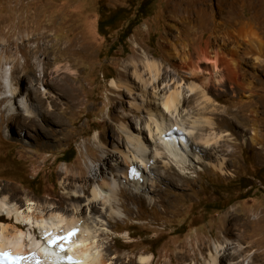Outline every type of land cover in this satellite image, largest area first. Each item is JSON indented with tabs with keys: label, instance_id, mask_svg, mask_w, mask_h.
I'll list each match as a JSON object with an SVG mask.
<instances>
[{
	"label": "rangeland",
	"instance_id": "1",
	"mask_svg": "<svg viewBox=\"0 0 264 264\" xmlns=\"http://www.w3.org/2000/svg\"><path fill=\"white\" fill-rule=\"evenodd\" d=\"M260 1L0 0V199L20 211L30 200L43 213L70 214L76 204L114 264H206L218 245L219 264H264V139L252 141L264 130V75L239 79L251 90L224 80L202 91L180 60L186 46L192 58L207 42L214 51L242 27L264 41ZM176 89L184 101L174 116L190 148L184 166L146 127L154 133L150 116L160 120ZM9 91L15 99H3ZM126 132L140 133L149 168L133 158ZM116 151L141 167L140 184L121 185L109 160ZM79 173L91 179L86 194L72 181ZM102 177L119 184L115 199L104 190L92 200ZM7 217L0 212V224L27 230Z\"/></svg>",
	"mask_w": 264,
	"mask_h": 264
},
{
	"label": "bare ground",
	"instance_id": "2",
	"mask_svg": "<svg viewBox=\"0 0 264 264\" xmlns=\"http://www.w3.org/2000/svg\"><path fill=\"white\" fill-rule=\"evenodd\" d=\"M260 2L264 1L262 0ZM196 14L199 18L204 15V13H201L200 11H196ZM256 19H258V16ZM243 28L244 27L238 31L235 30L237 32L236 35L229 33L225 34L224 38L219 42V44L218 41L215 40L214 44L217 48L214 51L211 48L212 45L209 42L205 43V46L203 47H196V49L193 51L195 53V57L193 58L189 55L187 46L185 50L183 49V55L180 56L182 66L181 68L192 78L201 79L200 86L203 89L202 91L206 90L208 87H211L212 84L222 87L221 84L224 82V80L230 85L233 84L237 87L239 86L243 89L251 90L252 88H250L249 83H247L245 86V82L244 84L240 83L239 79H241L243 82L246 79L245 76H249L251 80H261V75H264V46L261 43L264 41L261 39L257 31L247 33L244 32ZM200 62L209 66V68H200L198 65ZM149 66L151 70L157 69L155 64H151ZM26 74L33 75L34 73L33 70L29 69L26 71ZM45 74L46 70L44 69L43 75ZM135 75L137 76L136 78L140 79L138 74ZM246 80L249 81V79ZM111 84L112 87L118 88V85L114 80H112ZM192 90H194V87H191V91ZM12 91H9L11 92L10 96L6 95V97H3V99L14 98L15 92L13 93ZM182 100L184 101V96L180 90L176 89L172 91L163 102L165 113L159 115L160 120H155L154 115L150 116L154 133H152V128H150V123L147 124L146 127L149 129V133L152 138L153 134L156 135V141L157 139L159 141L158 146H160V149L168 156V159H173L178 165L184 166V164L187 162L188 153L190 150L188 147V140L186 139L188 132L181 125V123L177 121L176 116H174V114L177 115L178 107ZM257 113L258 112H256L254 115H257ZM10 114H12L11 111ZM168 114L170 115L169 117ZM15 117L22 118L23 120H21L27 127L35 128L34 120L32 116H30L29 112L22 113L19 110V112L15 114ZM258 119H261V117L258 116ZM172 120L175 123H173ZM257 125L261 126L260 123H256V126ZM172 129H175L176 132L173 133L171 131ZM261 129L262 130L260 131H254V138L252 141L258 142L260 138L264 139V130L263 128ZM167 132H170L171 135L165 139L163 136ZM181 136H183L185 140H183ZM126 141L131 147L133 158L136 161L138 160L137 162H140L141 164H146L147 167L145 165L144 167L149 168V161L146 158L148 149L140 138V133L139 135H131L126 132ZM109 160L112 163V169L116 172L117 176L123 179L121 185H124L130 180L135 183L140 182L142 177H140L142 169L138 163L134 165L127 154L121 151H116L115 154L109 156ZM130 165L132 166L128 168ZM220 167L221 166L218 167L214 164H211V168H219L220 170ZM131 170L137 171L139 177L135 178L134 176H129L127 172H130ZM73 179H77L79 184L81 183L79 189L83 194H86L89 189L88 182L91 179L85 178L82 173H79L78 176L73 177L72 181ZM96 179L98 178L96 177ZM71 187H73L72 184ZM119 189V184H112L102 177L98 187L91 193L92 200L99 199V197L103 199L102 194L104 190H107L109 192V196L115 199L116 195L118 194L117 192L120 191ZM28 201L29 205H27L26 210L20 211V208H18L13 203L9 202L8 200L0 199V212H4V214H6L8 217L14 219L17 224L27 227V230L24 231L23 229L16 227L18 225L10 227L6 224H0V249L10 248L14 251V253H21V257L23 259L29 260L32 264H34V261L40 260L39 253L43 255V259L47 261V264H59L58 256H56L55 251L45 247V243L43 240H39L40 238L37 234H42L43 231L53 230L55 235H58L65 233L71 227H75L77 229V235L72 241L70 250L72 251L77 262L80 261V264H114L109 258H107L106 254L103 252L101 246L97 242V235L92 218L79 213V209L76 204L71 205L72 212L70 214L53 212L43 213L38 208L37 204L30 202V200ZM114 205V202L110 204L112 208H114ZM34 227L37 229L36 235L30 232L31 229H34ZM222 249L223 247L221 245L216 246L215 255L211 254L209 256L210 259L206 264H219L218 256L220 255ZM32 252H34L35 255L32 254ZM139 260L141 264L149 263L148 257H141ZM195 260L196 259H194V261Z\"/></svg>",
	"mask_w": 264,
	"mask_h": 264
},
{
	"label": "trees",
	"instance_id": "3",
	"mask_svg": "<svg viewBox=\"0 0 264 264\" xmlns=\"http://www.w3.org/2000/svg\"><path fill=\"white\" fill-rule=\"evenodd\" d=\"M120 12H123V11H122V10H118V11L114 12V14H110L106 21L101 20L100 23H99V30L101 31L102 29H105V28L111 27V26L114 24L113 21H112V18H113L116 14H118V13H120ZM136 18H137V17H135L133 20L129 21L128 26H127V29H132L133 25L136 24V22H135ZM127 20H128V19L126 18L125 21H127ZM137 23H138V22H137ZM249 186H250V185H249ZM249 186H248V187H249ZM248 187H247V188H248Z\"/></svg>",
	"mask_w": 264,
	"mask_h": 264
},
{
	"label": "snow or ice",
	"instance_id": "4",
	"mask_svg": "<svg viewBox=\"0 0 264 264\" xmlns=\"http://www.w3.org/2000/svg\"><path fill=\"white\" fill-rule=\"evenodd\" d=\"M75 235V232H69L67 236H61V237H53L51 234L48 236V242L50 245L58 244L59 241H65L70 240V238ZM63 250V249H62ZM9 257V254L7 253H0V259H7ZM19 259V258H17ZM71 259V258H69ZM73 264H76V262H73Z\"/></svg>",
	"mask_w": 264,
	"mask_h": 264
}]
</instances>
